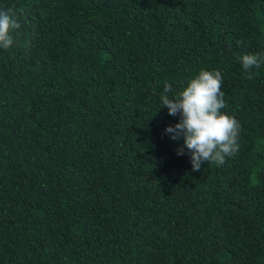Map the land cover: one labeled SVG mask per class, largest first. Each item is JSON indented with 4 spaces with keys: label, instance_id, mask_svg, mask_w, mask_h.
I'll use <instances>...</instances> for the list:
<instances>
[{
    "label": "trees",
    "instance_id": "16d2710c",
    "mask_svg": "<svg viewBox=\"0 0 264 264\" xmlns=\"http://www.w3.org/2000/svg\"><path fill=\"white\" fill-rule=\"evenodd\" d=\"M8 8L21 27L0 49V264H264V65L240 60L264 52V0ZM201 70L223 74L221 111L242 131L235 156L193 172L160 96Z\"/></svg>",
    "mask_w": 264,
    "mask_h": 264
},
{
    "label": "clouds",
    "instance_id": "9594fccd",
    "mask_svg": "<svg viewBox=\"0 0 264 264\" xmlns=\"http://www.w3.org/2000/svg\"><path fill=\"white\" fill-rule=\"evenodd\" d=\"M19 12L22 14L23 9ZM20 27L16 9L0 10V49L8 50L14 44L13 33ZM240 60L244 71L249 72L264 65V52L245 54ZM222 87L223 74L218 70H201L178 93L171 84L163 86L161 107L167 108L170 116H180L179 123L167 127L165 133L171 134L172 140L183 137V147L177 155H183L184 149L189 151L193 172L200 171L202 163L223 166L227 158L239 151L242 127L234 117L221 111L226 107Z\"/></svg>",
    "mask_w": 264,
    "mask_h": 264
}]
</instances>
